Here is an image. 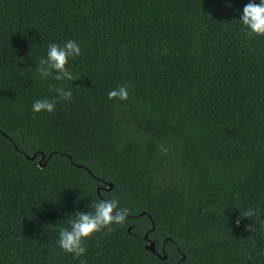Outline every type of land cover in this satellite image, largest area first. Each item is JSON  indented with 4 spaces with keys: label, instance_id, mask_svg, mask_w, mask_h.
Listing matches in <instances>:
<instances>
[{
    "label": "trees",
    "instance_id": "1",
    "mask_svg": "<svg viewBox=\"0 0 264 264\" xmlns=\"http://www.w3.org/2000/svg\"><path fill=\"white\" fill-rule=\"evenodd\" d=\"M247 3L0 0V264H264V37L241 31ZM67 40L78 79L38 77ZM50 84L71 100L34 113ZM112 198L124 224L63 253L60 230ZM152 226L165 258L144 248Z\"/></svg>",
    "mask_w": 264,
    "mask_h": 264
},
{
    "label": "clouds",
    "instance_id": "2",
    "mask_svg": "<svg viewBox=\"0 0 264 264\" xmlns=\"http://www.w3.org/2000/svg\"><path fill=\"white\" fill-rule=\"evenodd\" d=\"M242 25L241 31L248 39L253 37H264V0H248L243 7L239 17ZM81 55V48L75 40H67L61 46L58 43L49 44L46 57H42L36 65V73L38 77L55 81H74L78 78L72 74L67 68L69 58H75ZM56 92V98L51 100H36L32 105L34 113L55 111L57 99L70 101L72 92L66 91L62 87H55L50 84ZM128 85L120 86L108 92V99H119L121 101L128 99ZM92 211H80L74 219L69 220V228H62L59 233L58 246L63 253L70 254L74 257H81L86 254L87 246L85 241L91 239L96 233L106 231L111 233L113 225H123L127 219L130 209L121 207L119 200L99 199L91 204ZM255 215L253 209L242 212L243 218H249ZM236 224H240V218L236 220ZM246 230L252 232L255 230L253 225L246 226Z\"/></svg>",
    "mask_w": 264,
    "mask_h": 264
},
{
    "label": "water",
    "instance_id": "3",
    "mask_svg": "<svg viewBox=\"0 0 264 264\" xmlns=\"http://www.w3.org/2000/svg\"><path fill=\"white\" fill-rule=\"evenodd\" d=\"M35 157V153L30 157V158H34ZM43 158V154L41 155V158L39 160V165L42 166L44 163H41V159ZM109 187H111V184H109ZM142 214V213H140ZM153 229V226L147 230L144 235H143V239L145 240V245H144V248L147 249L148 251L158 255L159 257L161 258H165L166 257V254L163 252V247L161 248V252H162V255L158 254L156 251H155V242L153 239L149 238L147 233L148 231L152 230Z\"/></svg>",
    "mask_w": 264,
    "mask_h": 264
}]
</instances>
